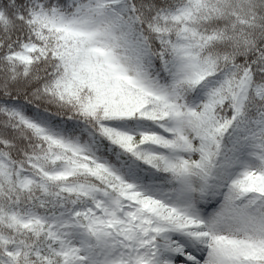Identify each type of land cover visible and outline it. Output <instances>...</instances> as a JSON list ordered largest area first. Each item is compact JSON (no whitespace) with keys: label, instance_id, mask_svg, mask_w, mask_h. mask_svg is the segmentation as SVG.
Returning a JSON list of instances; mask_svg holds the SVG:
<instances>
[{"label":"snow or ice","instance_id":"obj_1","mask_svg":"<svg viewBox=\"0 0 264 264\" xmlns=\"http://www.w3.org/2000/svg\"><path fill=\"white\" fill-rule=\"evenodd\" d=\"M0 264H264V0H0Z\"/></svg>","mask_w":264,"mask_h":264}]
</instances>
